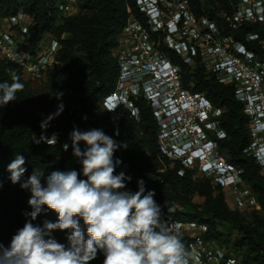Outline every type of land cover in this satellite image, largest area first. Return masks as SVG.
Masks as SVG:
<instances>
[{
	"label": "trees",
	"instance_id": "trees-1",
	"mask_svg": "<svg viewBox=\"0 0 264 264\" xmlns=\"http://www.w3.org/2000/svg\"><path fill=\"white\" fill-rule=\"evenodd\" d=\"M73 1L80 10L76 15L65 14L68 0H0V19L19 12L32 18L33 23L24 33L26 49L36 51L46 34L61 42L60 64L46 72L45 82H36V78L27 76L16 63L0 57V82L12 83L15 76L24 85L16 92V100L0 108V243L12 239L28 219L25 213L32 211L28 204L30 191L22 189L20 183H12L8 165L17 155H22L27 169L24 179L34 167L42 165L48 166L46 174L53 170H76L85 179L82 166L73 155L70 134L74 129L98 128L120 142L115 153L130 164L134 174L129 184L131 192L139 190L138 181L142 179L145 194L155 192L154 199L163 204L168 218L205 222L209 226L208 238L225 245L245 264H264V176L254 158L244 152L250 140L248 118L234 89L198 66L183 73L185 85L193 83L194 91L205 93L215 105L225 108L220 124L227 131L228 139L220 140V145L228 150L229 161L244 170L243 178L250 183L261 210L231 209L221 188L212 184V178L194 177L193 170L185 168L180 161L162 156L158 149V124L145 99L135 101L139 110L137 118L125 106L113 112L101 108L102 100L115 87L119 66L113 49L127 21L128 2ZM62 33L66 34L64 38ZM254 48L264 57V47L255 42ZM58 93H63L60 99H57ZM61 103L63 112L42 130V121L55 113ZM42 134L55 135L56 143H36L33 136L39 139ZM65 144L67 151L63 148ZM78 146L81 150L87 147L82 141ZM45 221L55 223L56 213L45 210L32 223L43 227ZM80 225L87 238L82 220ZM233 229L241 234L234 240ZM57 233L69 235L68 231L60 230L53 231L52 235ZM181 240L186 247V237ZM103 260V252L98 251L90 264H103Z\"/></svg>",
	"mask_w": 264,
	"mask_h": 264
},
{
	"label": "built area",
	"instance_id": "built-area-1",
	"mask_svg": "<svg viewBox=\"0 0 264 264\" xmlns=\"http://www.w3.org/2000/svg\"><path fill=\"white\" fill-rule=\"evenodd\" d=\"M126 1L127 21L113 49L119 71L102 108L113 112L125 106L137 118L135 101L145 99L158 124L162 156L180 161L185 168L199 166L214 186L230 192L236 209L260 210L257 196L243 178L244 170L229 161L228 150L220 145V140L228 139L220 124L225 108L194 91L193 83L185 85L183 73L198 66L234 89L248 118L250 140L244 152L264 176V57L254 48L255 42L264 47V0ZM70 7L66 4L64 11ZM32 23L23 12L0 19V57L36 78L58 65L59 58L56 45L46 36L36 51L23 46ZM117 158L122 163L116 174L131 177L124 189L130 191L134 174L129 162L114 153ZM156 203L161 219L180 238L186 237V249L192 253L189 264H197V258L199 264H245L225 245L207 237V223L170 219L163 204Z\"/></svg>",
	"mask_w": 264,
	"mask_h": 264
},
{
	"label": "clouds",
	"instance_id": "clouds-1",
	"mask_svg": "<svg viewBox=\"0 0 264 264\" xmlns=\"http://www.w3.org/2000/svg\"><path fill=\"white\" fill-rule=\"evenodd\" d=\"M23 87L15 76L12 83L0 82V108L16 100V92ZM62 96L58 93L57 99ZM63 110L61 103L55 113L42 121V130ZM115 134L119 135L118 129ZM70 137L73 155L81 164L85 179L76 170L46 174L47 165L34 167L24 179L27 169L22 155L8 165L12 183H20L22 189L30 191L28 204L32 211L25 213L28 219L9 246L0 243V264H90L98 251L103 252V264H189L192 253L173 226L161 219L155 192L145 194L142 179L138 181V191L124 190L125 180L131 177L124 172L116 174L122 161L114 160L121 145L98 128L74 129ZM33 140L51 145L56 143V136L42 134L36 139L34 135ZM81 141L87 146L84 150L78 146ZM63 148L67 151L68 145ZM45 210L56 213L57 221H45L43 227L34 225L32 221ZM55 230L69 232L67 246L52 237Z\"/></svg>",
	"mask_w": 264,
	"mask_h": 264
},
{
	"label": "rangeland",
	"instance_id": "rangeland-1",
	"mask_svg": "<svg viewBox=\"0 0 264 264\" xmlns=\"http://www.w3.org/2000/svg\"><path fill=\"white\" fill-rule=\"evenodd\" d=\"M68 4H70L71 5V7H70V9L68 10V11H66L65 12V14H67V15H76L80 10H79V8L76 6V4L74 3V1L73 0H68ZM26 19V18H25ZM27 21H28V18L26 19ZM66 36V34L65 33H62V36H61V38H64ZM46 39H47V41H49V42H52L54 45H56V47H57V50H58V53H59V50L61 49V42H60V39L59 38H57V37H55V36H53L52 34H46ZM113 55H114V51H113ZM60 64V63H59ZM47 79V74H44V75H42V76H40V77H36V79H35V81L36 82H38L39 83V81L41 80L42 82H45V80ZM102 108V107H101ZM103 109V108H102ZM104 110V109H103ZM229 153L227 152L225 155L227 156ZM228 157V156H227ZM188 169H191V170H193V175H194V177H198V176H200V178L202 177V176H204V174L203 173H201V171H200V168H199V166H197V165H194L193 167H191V168H188ZM164 170V169H163ZM158 171H161V170H158ZM149 175H151V173H149ZM207 176V175H206ZM207 177H210V176H207ZM210 178H212V177H210ZM249 183V182H248ZM249 185H250V183H249ZM250 188H251V190H252V192L254 193V191H253V189H252V187H251V185H250ZM223 192H224V194H225V197H226V200H227V202H228V206L231 208V209H236L235 208V204H234V201H233V199H232V195H230V192L228 191V190H226V189H221ZM261 210V209H260ZM228 227H229V225H227ZM241 234H240V232L237 230V229H233V231H232V240H234V238L235 237H238V236H240ZM233 243V242H232ZM231 246L232 245H234V244H230Z\"/></svg>",
	"mask_w": 264,
	"mask_h": 264
},
{
	"label": "crops",
	"instance_id": "crops-1",
	"mask_svg": "<svg viewBox=\"0 0 264 264\" xmlns=\"http://www.w3.org/2000/svg\"><path fill=\"white\" fill-rule=\"evenodd\" d=\"M68 234L66 233H57L53 234L52 237L56 239L57 242L65 244L66 246L68 245V240H67ZM11 242V239L5 240L2 244L7 247L9 246Z\"/></svg>",
	"mask_w": 264,
	"mask_h": 264
},
{
	"label": "snow or ice",
	"instance_id": "snow-or-ice-1",
	"mask_svg": "<svg viewBox=\"0 0 264 264\" xmlns=\"http://www.w3.org/2000/svg\"><path fill=\"white\" fill-rule=\"evenodd\" d=\"M109 107H111V104H109Z\"/></svg>",
	"mask_w": 264,
	"mask_h": 264
}]
</instances>
